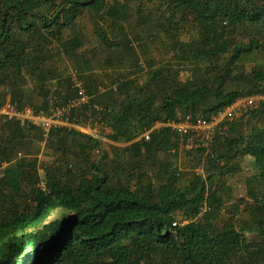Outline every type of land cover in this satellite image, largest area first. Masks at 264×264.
<instances>
[{
    "label": "trees",
    "instance_id": "trees-1",
    "mask_svg": "<svg viewBox=\"0 0 264 264\" xmlns=\"http://www.w3.org/2000/svg\"><path fill=\"white\" fill-rule=\"evenodd\" d=\"M120 1L123 9L0 0V110L51 116L77 97L75 73L90 100L70 124L125 145L112 151L75 128L47 132L0 114V264H264V109L219 128L207 147L182 150L168 127L141 138L157 123L210 119L264 94V0ZM132 3L151 41L115 38ZM83 19L106 56L91 47ZM238 175L242 200L229 186Z\"/></svg>",
    "mask_w": 264,
    "mask_h": 264
},
{
    "label": "built area",
    "instance_id": "built-area-1",
    "mask_svg": "<svg viewBox=\"0 0 264 264\" xmlns=\"http://www.w3.org/2000/svg\"><path fill=\"white\" fill-rule=\"evenodd\" d=\"M70 80L72 88L77 91V97L69 100L62 108L53 109L51 116H47L42 112L35 113L30 108L21 110L20 107L13 104H7L0 110V114L8 120L18 119L23 122L26 120L28 122L36 123L43 127L47 132L53 127L74 128L72 126L75 125H72L69 122L71 111L82 104H88L90 97L87 96L83 82L75 73L71 75ZM49 89L52 93L57 91V87L54 85H50ZM263 109L264 94L252 97H242L235 100L228 107L212 115L210 119H205L201 116L194 117L192 115H186L182 118L160 122L157 123L153 129L145 130L141 138H143L144 141L149 142L151 132L160 128L168 127L181 134L182 150H192L200 146L207 147L219 128L222 127L224 130H227L240 115L251 112L256 113ZM196 174L203 175L202 167L196 169ZM206 210L207 202L204 201L201 206L200 215H204ZM177 224L178 223H174L173 226H176ZM184 224H187V222Z\"/></svg>",
    "mask_w": 264,
    "mask_h": 264
},
{
    "label": "rangeland",
    "instance_id": "rangeland-1",
    "mask_svg": "<svg viewBox=\"0 0 264 264\" xmlns=\"http://www.w3.org/2000/svg\"><path fill=\"white\" fill-rule=\"evenodd\" d=\"M108 3H111V4L115 5L116 7H119V8L123 9V7H122L123 5H122V2L120 0H108ZM145 4L147 6H149V7H153L152 2H150V1H146ZM137 8H138V3H135V4L132 3L129 7L125 8V10H127V12L129 13L130 17L127 18L126 23L122 24V28H123L122 31L120 30L119 32H117V31L115 32V36H116L115 38L116 39H119V38L123 37L126 34H128L129 36H132L134 32H138V34L143 39L150 40V38L152 36V33L147 28L140 27V26L137 27L136 26L137 23H138L137 22V15H138ZM80 23L82 24V26L84 27V29L86 31V34H87L88 40H89V42L91 44V47L96 51V53L98 55L106 56L107 55V49L99 41L97 36H95L93 23H91L87 19L81 20ZM151 50L154 51V48L152 47ZM97 64H98V61L94 60V65L96 66ZM71 68L73 70L72 65H71ZM202 68L205 70V69L208 68V65L207 64H203ZM72 70L69 69V74H70V72ZM97 70L98 71H102L103 70V68H102V66L100 64H98ZM145 79H147L146 73H143L142 75L139 76V81H141L142 83H144ZM147 81H148V79H147ZM25 122H28V121L25 120ZM61 126H64V125H61ZM72 127H75L76 129L79 128L80 130L77 129L78 131H81L82 133L89 134V135H91L92 137H94L96 139H102V141L105 144L107 143L106 141H104V138H102L99 135L100 131L98 129H96V128H93V127H91L89 125H86V124L75 125V126H72ZM63 128H65V127H63ZM107 144H106L107 148L109 150H112V151H115V150H117L119 148L125 147L124 144H122L120 141H116V140H113L110 143L108 142ZM109 144H111V147H109ZM38 146H39V150L42 151L43 153L45 151H47L46 147L43 144H38ZM45 154H46V152H45ZM47 154L50 155L49 153H47ZM46 155L44 156V160H48L49 159L48 157H46ZM252 160L253 159L251 157H246V158L243 159V163L246 165V168L249 167V164H251L250 162ZM243 180H244V177L242 175H238L235 178L231 179L230 183H229V186L232 187L233 196H235L238 200L244 199V195L239 197V194L242 193V191L245 192ZM231 204H233V202H231L229 205H231ZM55 217L56 216H54L53 218H55Z\"/></svg>",
    "mask_w": 264,
    "mask_h": 264
},
{
    "label": "crops",
    "instance_id": "crops-1",
    "mask_svg": "<svg viewBox=\"0 0 264 264\" xmlns=\"http://www.w3.org/2000/svg\"><path fill=\"white\" fill-rule=\"evenodd\" d=\"M107 49V48H106ZM142 75V74H141ZM146 82V83H145ZM140 84L142 85V86H146L147 84H148V81H147V79H145V81H144V83H142L141 81H140ZM75 128V127H74ZM76 129V128H75ZM78 130H80L79 128H77ZM113 140H116V141H119V140H117V139H106V138H104V141H106L107 143L109 142H111V141H113ZM106 143V144H107ZM108 145V144H107ZM109 147H111V144H109Z\"/></svg>",
    "mask_w": 264,
    "mask_h": 264
}]
</instances>
